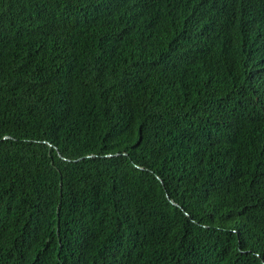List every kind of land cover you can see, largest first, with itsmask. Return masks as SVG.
Masks as SVG:
<instances>
[{
  "label": "trees",
  "instance_id": "1",
  "mask_svg": "<svg viewBox=\"0 0 264 264\" xmlns=\"http://www.w3.org/2000/svg\"><path fill=\"white\" fill-rule=\"evenodd\" d=\"M264 0H0V264H264Z\"/></svg>",
  "mask_w": 264,
  "mask_h": 264
},
{
  "label": "clouds",
  "instance_id": "2",
  "mask_svg": "<svg viewBox=\"0 0 264 264\" xmlns=\"http://www.w3.org/2000/svg\"><path fill=\"white\" fill-rule=\"evenodd\" d=\"M257 6L264 7V1H262V2H259V4H257Z\"/></svg>",
  "mask_w": 264,
  "mask_h": 264
}]
</instances>
